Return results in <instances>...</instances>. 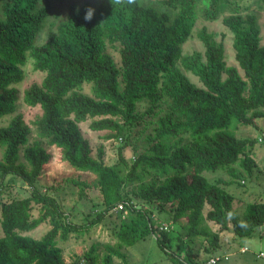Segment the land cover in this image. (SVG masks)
Returning <instances> with one entry per match:
<instances>
[{
    "label": "trees",
    "instance_id": "obj_1",
    "mask_svg": "<svg viewBox=\"0 0 264 264\" xmlns=\"http://www.w3.org/2000/svg\"><path fill=\"white\" fill-rule=\"evenodd\" d=\"M201 1L159 0L163 10L137 0L83 2L69 7L54 32L36 43L46 10L37 0H0V117L15 111L13 84L22 78L20 67L29 61L42 75L21 96L25 105L39 108L30 121L38 139L28 143L30 127L21 114L0 126V187L6 176L18 177L29 187L25 196L0 200V264H126L121 249L149 234L174 264H196L190 239H202L209 254L219 245V231L230 229L235 236L247 237L264 222V202L252 201L238 214L227 190L238 184L240 172L249 175L254 165L250 150L255 140L232 132L236 126H255L258 118H263L264 128V47L253 17L231 13L220 21L232 34L233 58L242 75L225 64L222 44L205 28L196 34L203 50L182 54L180 45L196 18H219L221 0H204L196 14ZM89 7L94 16L86 22ZM256 8L264 17V0H258ZM108 48L116 52L117 61ZM85 86L88 93L82 90ZM143 100L148 105L138 111L137 103ZM159 104L162 114L154 118L145 145L128 162L122 149L131 130L142 126ZM86 119L89 130L107 131L105 139L121 137L111 163H104L102 145L91 153L78 128ZM40 140L58 148L69 166L94 175L99 201L84 223L69 221L51 192L72 181L85 196V181L61 178L44 190L37 188L35 182L51 158ZM215 170L229 178L208 181L201 175ZM135 199L146 206L134 204ZM119 203L121 208L115 210ZM152 208L167 216L168 230H158ZM113 209L108 227L114 243H104L101 254L97 244H91L72 263L64 262L57 239L83 234ZM41 223L49 227L39 237L27 234ZM114 257L120 262L113 263Z\"/></svg>",
    "mask_w": 264,
    "mask_h": 264
},
{
    "label": "rangeland",
    "instance_id": "obj_2",
    "mask_svg": "<svg viewBox=\"0 0 264 264\" xmlns=\"http://www.w3.org/2000/svg\"><path fill=\"white\" fill-rule=\"evenodd\" d=\"M23 2L26 0H22ZM139 4L150 7L155 10H163L158 1L159 0H137ZM83 2H89L92 5L97 4V0H37V6L43 7L46 10V16L41 24V27L36 35V43L43 42L50 33L54 32L55 26L60 22L69 7H75ZM204 3L202 0L196 5L195 13L197 14ZM258 0H221L218 13L219 18L213 21H206L201 18H196L192 24L189 36L180 45V52L182 54L190 53L193 50L202 51L203 44L196 36L201 28L212 33V38L220 42L223 47L224 61L226 65H233L237 71L242 75L241 70L237 67L236 61L233 58L234 51L231 46L232 34L226 26H224L220 18L223 15L238 13L241 16L251 15L253 17L255 26L259 34V45L264 47V17L260 10L256 8ZM245 9V10H244ZM1 17V15H0ZM112 55L113 59L117 61L118 57L114 50L107 49ZM22 78L17 83L13 84L17 91V100L15 111L9 115L0 117V126H4L9 121L10 117L15 114H21L22 119L29 124L30 132L28 135V143L34 139H38L34 133L33 126L30 121L36 113H39L38 107H30L25 105L22 100V91L32 83H39L41 80V73L31 67L29 61H26L21 67ZM184 75L196 86H199L197 78L191 75L188 71H183ZM83 92L88 93V87H83ZM147 101H140L137 103V110L143 111L147 107ZM161 104L155 107L151 115L145 116L143 125L146 128L142 131V126H136L131 130V135L128 139V144L122 149V153L127 161H131L135 152L145 145L144 135L149 133L153 120L156 116L162 114ZM88 119L78 123V128L81 135L87 139L91 153L94 154L96 147L102 145L104 151V163L109 164L114 160L116 146L121 144V137L105 139L104 135L107 131H92L87 126ZM235 137H250L255 140L253 143L250 156L253 159V166L250 174L240 172V177L236 179L238 184L233 183L227 186V190L233 195L232 206L236 209L238 214H243L246 210L247 204L252 201L264 202V128L263 118L255 120V126H236L234 132ZM41 145L51 154L50 160L44 165L43 173L38 177L35 184L38 189L44 188L50 184H55L61 178H72L74 180H83L88 187L84 188L85 196L78 193V188L72 181H64L58 188L51 192L57 199L64 213L68 215L69 221L82 224L89 217V209L95 211L96 204L99 201L96 188L94 187V175L75 169L69 166L61 159L60 150L56 147L47 145L44 140H40ZM1 152V149H0ZM19 160H22V150L18 152ZM201 175L208 181L215 178L227 180L229 177L224 171L215 170L202 171ZM145 180H149L147 177ZM0 200H7L11 197H22L28 194L29 187L25 185L18 177L6 176L5 185L0 187ZM49 193V192H48ZM134 204L146 206L143 202L135 199ZM133 204V205H134ZM92 205V206H91ZM207 206H204L205 211ZM115 211L111 210L110 215L96 226L88 228L83 234L76 236L71 233L66 240L57 239V245L60 247L61 256L64 262L72 263L76 256L83 254L91 244H97V251L102 252V245L104 243H114V238L109 231V222L112 219ZM33 215H36V210H33ZM160 216V217H158ZM166 215H158L154 208H152V218L155 223L170 222L166 219ZM212 228H218L216 225L207 222ZM171 225V223H169ZM174 226V225H173ZM49 225L41 223L35 229L27 232L33 238L39 237ZM175 227V226H174ZM264 229V222L255 227L249 236L238 237L232 234L230 229L219 232V245L207 254L203 250V240L200 238H192L187 241L191 246L192 259L196 264H205L204 260L208 256H219L220 259L215 264H264V235L261 234ZM1 233V232H0ZM245 247L246 251L241 253L239 249ZM121 251L125 255L126 264H174L171 257L157 245L152 235H147L142 239L137 240L133 244L124 246ZM258 253L262 255L259 256ZM208 255V256H207ZM227 259H223V256ZM113 263H119L120 260L112 258ZM79 264V263H77Z\"/></svg>",
    "mask_w": 264,
    "mask_h": 264
},
{
    "label": "built area",
    "instance_id": "obj_3",
    "mask_svg": "<svg viewBox=\"0 0 264 264\" xmlns=\"http://www.w3.org/2000/svg\"><path fill=\"white\" fill-rule=\"evenodd\" d=\"M121 204L119 203V204H117L116 205V207L114 208L115 210H117V209H120L121 208ZM113 209V210H114ZM158 230H168L169 228H170V224L167 222V223H159L158 224ZM261 234L262 235H264V229H262V231H261ZM246 250V248L245 247H241L240 249H239V252H244ZM258 255L259 256H261L262 254L261 253H258ZM220 259V257H218V256H216V257H211V258H209L208 260H207V264H214V263H216L218 260ZM223 259H227V257L224 255L223 256Z\"/></svg>",
    "mask_w": 264,
    "mask_h": 264
},
{
    "label": "clouds",
    "instance_id": "obj_4",
    "mask_svg": "<svg viewBox=\"0 0 264 264\" xmlns=\"http://www.w3.org/2000/svg\"><path fill=\"white\" fill-rule=\"evenodd\" d=\"M122 0H116V3H121ZM128 3H133L134 0H127ZM94 16V9L89 7L85 10V14H84V20L86 22H91Z\"/></svg>",
    "mask_w": 264,
    "mask_h": 264
},
{
    "label": "crops",
    "instance_id": "obj_5",
    "mask_svg": "<svg viewBox=\"0 0 264 264\" xmlns=\"http://www.w3.org/2000/svg\"><path fill=\"white\" fill-rule=\"evenodd\" d=\"M208 226H209L213 231H216V230H217L216 228H212L210 225H208ZM219 232H220V231H219ZM219 232H218V236H219ZM203 244H205L204 241H203ZM245 251H246V250H245ZM245 251H244V252H245ZM241 253H243V252H241ZM208 257H211V256H208ZM208 257H207V258H208Z\"/></svg>",
    "mask_w": 264,
    "mask_h": 264
}]
</instances>
